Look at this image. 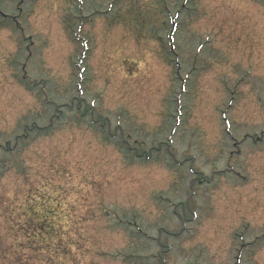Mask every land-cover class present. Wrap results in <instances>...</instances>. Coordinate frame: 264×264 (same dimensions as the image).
Segmentation results:
<instances>
[{"label":"rangeland","instance_id":"374dc122","mask_svg":"<svg viewBox=\"0 0 264 264\" xmlns=\"http://www.w3.org/2000/svg\"><path fill=\"white\" fill-rule=\"evenodd\" d=\"M0 264H264V0H0Z\"/></svg>","mask_w":264,"mask_h":264}]
</instances>
